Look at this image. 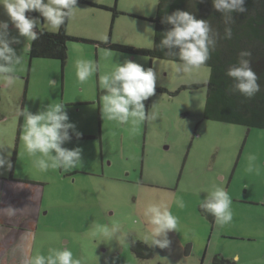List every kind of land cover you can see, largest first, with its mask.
<instances>
[{"label": "rangeland", "instance_id": "rangeland-1", "mask_svg": "<svg viewBox=\"0 0 264 264\" xmlns=\"http://www.w3.org/2000/svg\"><path fill=\"white\" fill-rule=\"evenodd\" d=\"M85 1L77 0L75 15L68 19L67 32L79 39L68 40L64 64L55 58L30 59L32 40L19 37L0 5V21H7L10 36L21 41L11 47L22 56L13 82L0 79V154L11 152L14 161L11 169H0V210L7 213H0V221L8 225L5 239L0 233V264H27L37 250L47 255L65 245L81 264H232L236 254L239 264H264V128L204 117L206 86L180 87L207 80L211 70L206 65L178 74L177 60L118 52L98 43L152 47L154 26L147 18L158 0ZM99 4L115 6L117 16ZM39 19V26L56 31ZM78 58L93 61L97 69L83 84L76 77ZM125 58L153 68L156 87L166 89L143 102L155 119L135 129L131 122L106 119L102 111L99 77ZM55 103L65 104L69 121L82 134L63 145L81 148L82 161L69 171L42 172L24 150L19 110L36 113ZM249 154L257 156L259 174L247 171ZM214 185L232 199L228 224L211 222L199 210L198 199ZM178 197L185 201L182 209L175 204ZM8 198H15L11 210ZM150 204L167 205L178 217L166 249L151 245L152 225L144 215ZM94 221L109 228L118 224L119 230L111 238L94 237ZM136 240L152 247L154 255L138 257L131 249Z\"/></svg>", "mask_w": 264, "mask_h": 264}, {"label": "clouds", "instance_id": "clouds-1", "mask_svg": "<svg viewBox=\"0 0 264 264\" xmlns=\"http://www.w3.org/2000/svg\"><path fill=\"white\" fill-rule=\"evenodd\" d=\"M77 0H0L12 25L18 30L19 37L30 40L38 38L37 29L41 24L39 17H29L26 13L38 12L52 30H59L67 19H72L77 10ZM245 0H212L215 10L224 17V39H231L232 29L228 27L233 21V12L245 13ZM162 23L171 25L159 46L178 57L176 72L190 73L206 64L210 59V50L216 45L219 33L214 32L209 22L196 19L187 11L179 10L166 15ZM150 29V28H149ZM105 39H107L105 37ZM21 41L16 36H10L9 23L0 21V79L11 84L14 73L22 63V56L11 47ZM174 49H178L174 51ZM251 52L243 50L239 53L236 63L231 64L226 75L232 81L229 91L239 93L246 99L253 98L260 91L258 76L251 67L248 59ZM76 77L80 83L89 80L96 72V65L91 60L78 58L75 61ZM157 76L153 68H145L142 64L125 58L122 62H115L111 71L99 77V87L103 90L102 111L106 119L119 124L131 122L133 128L141 123L155 119L149 112L146 113L144 101L153 96L156 90ZM23 117L22 135L24 150L29 157H33L34 165L42 172L52 169L69 171L77 167L82 161V149L79 147L68 149L63 145L71 140L70 131L80 138L82 135L76 130L75 124L69 121L65 104H48L43 110L36 113L27 108L19 110ZM3 148H0L2 153ZM11 152L0 154V169H11ZM247 171L260 172L256 163L257 156L249 154L247 157ZM204 199H198V206L212 215L215 222L221 225L228 224L233 219L231 211L232 199L223 188L213 186L205 191ZM198 196V193H197ZM178 208L185 207L182 197L175 200ZM11 208V207H10ZM144 215L152 225L151 245L166 249L170 246L168 233L177 230L179 220L172 214L167 205L150 204ZM119 230V225L112 228L93 222L92 235L111 238ZM232 264H239L238 254L230 257ZM27 264H81V260L74 258L72 251L65 245L61 249H49L45 255L37 250L27 261Z\"/></svg>", "mask_w": 264, "mask_h": 264}, {"label": "trees", "instance_id": "trees-1", "mask_svg": "<svg viewBox=\"0 0 264 264\" xmlns=\"http://www.w3.org/2000/svg\"><path fill=\"white\" fill-rule=\"evenodd\" d=\"M99 6L113 11L114 16L118 14L115 6L108 7L105 4H99ZM244 6L247 11L245 13L233 12V21L227 25L232 29L231 39H224L226 27L224 17L221 12L213 8L212 0H158L154 15L147 18L154 26L152 47H135L133 44H118L110 40L98 43L107 49L118 50V52L161 57L179 62L178 57L159 46L164 33L172 27L162 23V19L179 9L191 13L196 19L207 20L214 32L219 33L218 37H214L216 45L213 50H210V59L205 64L211 70L210 77L203 83L183 84L180 89L206 86L205 108H203V115L206 119L240 124L249 128H264V0H245ZM26 16L40 17L38 12L26 13ZM67 27L68 19L56 31H48L43 26L34 29L38 32V38L32 40L29 45L30 59L34 57L55 58L64 64L67 59L68 40L79 39L70 35ZM243 50L251 52L248 59L251 61V67L257 74L260 84V91L251 99L229 91L232 81L226 75L227 68L236 63L239 53ZM174 51L178 52V49ZM156 90L166 91L161 87H156ZM199 210L209 221H214L212 215L200 208ZM131 249L141 259L154 255V249L141 240L134 241ZM216 261L225 263L223 259H216Z\"/></svg>", "mask_w": 264, "mask_h": 264}, {"label": "crops", "instance_id": "crops-1", "mask_svg": "<svg viewBox=\"0 0 264 264\" xmlns=\"http://www.w3.org/2000/svg\"><path fill=\"white\" fill-rule=\"evenodd\" d=\"M0 118H1V116H0ZM6 203L8 205V210H11L15 206V198H8L7 201H6ZM2 205H3L2 200H0V208H1ZM0 213H3L5 215L7 214L5 211H1V210H0ZM7 226L8 225L4 221L3 222L0 221V229L2 230V231H0V233L4 234V236H2V237H4V239H5V235L7 233V229H6ZM4 256L5 255H2V257H4Z\"/></svg>", "mask_w": 264, "mask_h": 264}, {"label": "flooded vegetation", "instance_id": "flooded-vegetation-1", "mask_svg": "<svg viewBox=\"0 0 264 264\" xmlns=\"http://www.w3.org/2000/svg\"><path fill=\"white\" fill-rule=\"evenodd\" d=\"M99 109H100V107H99ZM70 131V136H71V139L72 138H77L75 135H73V134H71V130H69ZM90 136V135H89ZM82 137V135L80 136V138ZM90 138V137H89ZM100 158H101V164H100V168H101V174L103 175V164H104V160H103V157H102V155H100ZM13 165H14V161H13ZM12 165V166H13ZM213 222V221H212ZM215 262H216V258H215V260H214Z\"/></svg>", "mask_w": 264, "mask_h": 264}, {"label": "water", "instance_id": "water-1", "mask_svg": "<svg viewBox=\"0 0 264 264\" xmlns=\"http://www.w3.org/2000/svg\"><path fill=\"white\" fill-rule=\"evenodd\" d=\"M153 15H154V14H153ZM153 15H152V16H153Z\"/></svg>", "mask_w": 264, "mask_h": 264}]
</instances>
